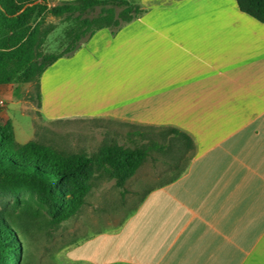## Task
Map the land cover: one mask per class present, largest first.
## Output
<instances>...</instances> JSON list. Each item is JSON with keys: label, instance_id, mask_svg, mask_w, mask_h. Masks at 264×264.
I'll use <instances>...</instances> for the list:
<instances>
[{"label": "crops", "instance_id": "obj_1", "mask_svg": "<svg viewBox=\"0 0 264 264\" xmlns=\"http://www.w3.org/2000/svg\"><path fill=\"white\" fill-rule=\"evenodd\" d=\"M127 1L146 12L97 32L40 82L50 122L166 132L150 141L147 174L145 162L126 184L138 203L106 234L117 254L103 264H264V24L236 0ZM96 238L73 260L98 264L75 253Z\"/></svg>", "mask_w": 264, "mask_h": 264}, {"label": "trees", "instance_id": "obj_2", "mask_svg": "<svg viewBox=\"0 0 264 264\" xmlns=\"http://www.w3.org/2000/svg\"><path fill=\"white\" fill-rule=\"evenodd\" d=\"M241 12L264 24V0H236ZM146 11L127 0H73L50 7L48 0H0V85L40 82L56 62L69 58L97 32L113 34ZM66 23L57 52H46L55 26ZM143 137V134H139ZM131 147L103 144L96 156L66 154L41 141H16L11 122L0 124V194L27 190L55 226L76 217L97 180L107 178L126 193L127 182L146 162L149 149L130 139ZM163 148V147H162ZM18 224L0 212V264H20Z\"/></svg>", "mask_w": 264, "mask_h": 264}, {"label": "rangeland", "instance_id": "obj_3", "mask_svg": "<svg viewBox=\"0 0 264 264\" xmlns=\"http://www.w3.org/2000/svg\"><path fill=\"white\" fill-rule=\"evenodd\" d=\"M63 1L65 0H48V5L53 7ZM46 23L54 25L55 31L48 38L45 50L57 52L63 41L66 23L52 15L46 16ZM46 86L48 94H51L47 106L50 112L54 87L51 74L46 80ZM38 92L36 83L0 85V101L4 102V105H0V124L11 122L20 142L34 138L66 154L96 156L105 143L115 142L131 147L134 145L130 139H136L140 145L149 149V156L153 152L150 141L163 143L165 138L166 132L162 130L143 131L114 121L63 119L50 122L51 120L41 116L39 112ZM139 134H143V137ZM148 158L143 168L146 174L150 166ZM133 183L132 181L128 184L127 192L124 193L116 188L112 180H97L79 214L58 226L51 223L50 217L40 207L36 197L27 190L0 194V212H4L6 217L18 224L17 231L23 248L20 264H86L73 260V249L79 241L93 236H97L94 242L75 253L80 256H93L98 264L114 261L117 254L116 239L106 234L113 232L117 223L132 212L133 204L138 203L127 202ZM145 183L143 192L155 184L149 180ZM141 196L142 194L137 199Z\"/></svg>", "mask_w": 264, "mask_h": 264}, {"label": "built area", "instance_id": "obj_4", "mask_svg": "<svg viewBox=\"0 0 264 264\" xmlns=\"http://www.w3.org/2000/svg\"><path fill=\"white\" fill-rule=\"evenodd\" d=\"M0 105H4V102L3 101H0Z\"/></svg>", "mask_w": 264, "mask_h": 264}]
</instances>
